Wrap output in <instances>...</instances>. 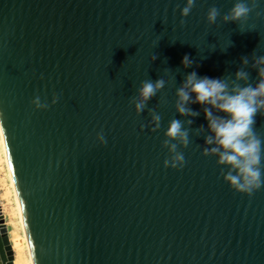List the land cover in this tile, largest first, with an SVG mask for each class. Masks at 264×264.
Returning a JSON list of instances; mask_svg holds the SVG:
<instances>
[{"label": "water", "instance_id": "obj_1", "mask_svg": "<svg viewBox=\"0 0 264 264\" xmlns=\"http://www.w3.org/2000/svg\"><path fill=\"white\" fill-rule=\"evenodd\" d=\"M239 2L195 0L185 17L187 0H0V125L34 264H264V188L231 187L206 105L177 107L192 72L229 89L264 79V0L225 20ZM254 129L264 140V111ZM8 233L0 199V264H15Z\"/></svg>", "mask_w": 264, "mask_h": 264}, {"label": "clouds", "instance_id": "obj_2", "mask_svg": "<svg viewBox=\"0 0 264 264\" xmlns=\"http://www.w3.org/2000/svg\"><path fill=\"white\" fill-rule=\"evenodd\" d=\"M195 0H187V6L183 9V16L187 17ZM252 9L244 0L237 3L230 15L225 16V20L239 21L246 18ZM219 15L218 9L212 8L208 14L209 22L214 23ZM183 63L186 67L191 66L188 56L184 57ZM247 63V61H245ZM264 65V58L258 61ZM264 76V68L260 69ZM237 79L247 80V73L237 72ZM164 87V81L155 83L144 82L140 89L142 100L137 103L138 112H142L145 103L156 95L157 91ZM195 94V99H193ZM179 103L178 111L182 115L197 116L199 113L186 107L188 103H199L206 105L204 108L209 128L214 135L207 137L208 145H216L211 152L219 155V163L230 166L229 173L225 176L226 182L236 191L246 193L251 196L255 191L264 188V140L260 139L255 132L256 116L264 111V79L253 87H235L229 89L226 81L219 78L200 77L196 72H192L186 79L183 87L178 90ZM56 102L55 100L53 101ZM33 103L37 108H46L39 97ZM210 106V107H207ZM213 109L225 113V116L215 115ZM159 121L160 117L155 116ZM167 136L182 140L183 144H188V133L183 130L179 120H173L167 131ZM103 140V135L100 136ZM168 142L166 141V146ZM177 146L171 145L170 150L175 153L171 161L172 167L183 166L185 157L183 153L176 151ZM205 154H209L205 150ZM169 165V161H165Z\"/></svg>", "mask_w": 264, "mask_h": 264}, {"label": "rangeland", "instance_id": "obj_3", "mask_svg": "<svg viewBox=\"0 0 264 264\" xmlns=\"http://www.w3.org/2000/svg\"><path fill=\"white\" fill-rule=\"evenodd\" d=\"M0 199L3 206V211L6 217L7 226L10 234L16 235L12 240L9 237V244L12 249L14 260L17 256L23 257L26 264H31L30 252L27 246L24 225L20 215L19 206L17 204L14 189L12 187L11 179L9 176L8 165L4 156L3 147L0 138ZM11 242V243H10ZM15 246V247H13ZM18 247V248H17ZM19 252V253H18Z\"/></svg>", "mask_w": 264, "mask_h": 264}, {"label": "bare ground", "instance_id": "obj_4", "mask_svg": "<svg viewBox=\"0 0 264 264\" xmlns=\"http://www.w3.org/2000/svg\"><path fill=\"white\" fill-rule=\"evenodd\" d=\"M0 138H1V144H2V147H3L4 156H5V159H6V162H7V165H8V169H9V176H10V179H11L12 187L14 189V193H15V196H16L15 197L16 200H17L16 202H17V204L19 206L18 208H19V211H20V215L22 217L23 225H24L25 238H26L27 246H28V249H29V252H30V257L29 258H30L31 264H34L32 250H31V245H30V241H29V237H28L26 225H25V222H24V217H23V213H22V209H21V204H20L19 196H18L17 189H16V186H15V183H14V180H13L12 173H11V169H10V165H9V160H8V156H7L6 144H5L3 132H2V129H1V125H0ZM0 183H1V181H0ZM15 236L16 235H14V237H13L12 234H10V236L7 235V247L9 249V252H11V253H12V249H11V246L9 244V238L12 239V240H14L16 238ZM15 241H16V239H15ZM13 247H15V246H13ZM12 255H13V253H12ZM14 261H15V264H26L24 262L23 257L17 256V254H16V258H15Z\"/></svg>", "mask_w": 264, "mask_h": 264}]
</instances>
